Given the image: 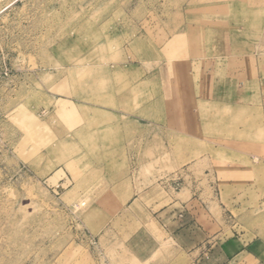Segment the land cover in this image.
<instances>
[{"label":"rangeland","instance_id":"1","mask_svg":"<svg viewBox=\"0 0 264 264\" xmlns=\"http://www.w3.org/2000/svg\"><path fill=\"white\" fill-rule=\"evenodd\" d=\"M251 137L264 0H0V264H187L138 221L214 170L241 191L219 220L264 236V162L228 140Z\"/></svg>","mask_w":264,"mask_h":264},{"label":"crops","instance_id":"2","mask_svg":"<svg viewBox=\"0 0 264 264\" xmlns=\"http://www.w3.org/2000/svg\"><path fill=\"white\" fill-rule=\"evenodd\" d=\"M228 140H231L233 146L244 147L241 150L242 156L261 157L260 161L264 162V138ZM219 175L218 171H212L208 187L202 186L199 190L195 186V199L176 203L177 208L183 210L184 214H177L176 209H173L168 210L165 221L159 218L138 221L145 241L143 243L151 249L168 243L173 245L170 257L165 258L169 263L183 255L188 261L187 264H264V236L234 231L230 229V219L220 221L216 216L219 207L223 211L230 210L229 206L233 207L235 196L241 193L233 183H228L225 188L229 193L227 205L220 202L219 196H222L223 190L220 189ZM248 188H251L250 185H245L242 192L245 193ZM255 191L264 193V186L255 187ZM209 193L210 200H204L203 195ZM204 212L207 215L205 217ZM150 251L148 250L147 258L151 257Z\"/></svg>","mask_w":264,"mask_h":264}]
</instances>
